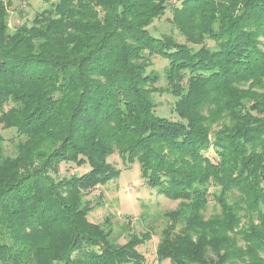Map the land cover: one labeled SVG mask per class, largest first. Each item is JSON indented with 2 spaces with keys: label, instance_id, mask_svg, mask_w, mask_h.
I'll use <instances>...</instances> for the list:
<instances>
[{
  "label": "trees",
  "instance_id": "obj_1",
  "mask_svg": "<svg viewBox=\"0 0 264 264\" xmlns=\"http://www.w3.org/2000/svg\"><path fill=\"white\" fill-rule=\"evenodd\" d=\"M11 4L0 0V264H146L153 229L120 244L88 219L85 197L120 176L114 155L178 202L159 264H264V0H180L170 22L185 44L149 30L171 0H58L13 31ZM153 57L168 61L164 87ZM156 94L175 99L176 119L157 115ZM1 129L16 132L13 156Z\"/></svg>",
  "mask_w": 264,
  "mask_h": 264
},
{
  "label": "rangeland",
  "instance_id": "obj_2",
  "mask_svg": "<svg viewBox=\"0 0 264 264\" xmlns=\"http://www.w3.org/2000/svg\"><path fill=\"white\" fill-rule=\"evenodd\" d=\"M57 1L51 0L50 3H47L45 0H30L29 3H22L19 0H12L9 9L11 30L13 31L23 24L31 26L37 13L49 9ZM171 3L173 6L169 7L165 16L156 20L149 27V30L156 37L171 35L179 43L185 44V39L173 28L170 22L173 17V7L179 6L180 0H171ZM151 62L152 65L148 71L159 73L162 80L157 87H164L163 74L164 69L168 66V61L160 57H153ZM155 100L158 104L156 113L159 117L176 119L177 116L172 113L170 107L175 102L172 96L156 94ZM1 132L6 139V153L13 156L16 151V132L13 129H1ZM109 160L121 171L120 176L106 186H99L85 197L84 202L91 201V204L95 205V208L89 213L88 219L94 224H101L106 229L111 230L112 237L120 244L127 242L130 233L142 235L145 231L153 229L152 240L139 246L138 250L144 254L146 264H159L156 251L160 234L166 226L164 215L168 211L175 210L178 207V202H173L164 195L159 194L157 188H150L142 177L139 164L125 169L118 155H114ZM72 167H64L62 173L66 174L68 168L73 174L81 176L90 170L88 165L76 169H74V166ZM100 197L102 198V204L96 206ZM215 210L219 212L216 204L211 202L207 216L212 215ZM246 223L244 220L243 224ZM162 264H169V261H164Z\"/></svg>",
  "mask_w": 264,
  "mask_h": 264
}]
</instances>
